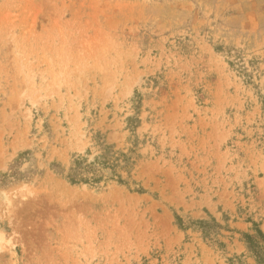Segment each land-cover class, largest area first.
Listing matches in <instances>:
<instances>
[{
  "label": "rangeland",
  "instance_id": "obj_1",
  "mask_svg": "<svg viewBox=\"0 0 264 264\" xmlns=\"http://www.w3.org/2000/svg\"><path fill=\"white\" fill-rule=\"evenodd\" d=\"M256 230L264 0H0V264H264Z\"/></svg>",
  "mask_w": 264,
  "mask_h": 264
},
{
  "label": "trees",
  "instance_id": "obj_2",
  "mask_svg": "<svg viewBox=\"0 0 264 264\" xmlns=\"http://www.w3.org/2000/svg\"><path fill=\"white\" fill-rule=\"evenodd\" d=\"M86 177H79L76 178H70L72 181H82V182H94L98 183L101 179V175L99 174L98 169L89 167L87 170H85ZM258 240L252 238L251 236H246V242L250 249L253 250L254 255L257 260L264 262V234L261 232V230H256Z\"/></svg>",
  "mask_w": 264,
  "mask_h": 264
}]
</instances>
